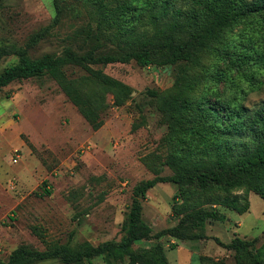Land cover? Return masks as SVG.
Masks as SVG:
<instances>
[{
  "label": "rangeland",
  "instance_id": "obj_1",
  "mask_svg": "<svg viewBox=\"0 0 264 264\" xmlns=\"http://www.w3.org/2000/svg\"><path fill=\"white\" fill-rule=\"evenodd\" d=\"M58 6L60 10L55 0H0V49L7 51L0 58V72L17 63L20 49L38 58L67 46L89 49L104 42H97L95 22L80 8L79 0H59ZM88 24L91 30L86 37ZM138 27L150 30L152 26L145 18ZM220 38L228 50L234 46L261 50L264 14L241 20L220 33ZM106 47L104 50H116L112 42L107 41ZM204 63L223 69L229 77L225 82L198 85L193 97L208 95L214 100L218 95H237L249 108L264 100V64L256 59L245 66L253 73V81L249 73L228 71L212 55ZM93 67L129 87L125 103L108 107L96 130L48 76L13 81L0 90V261H7L21 244L45 250L53 245L77 247L86 242L97 246L119 241L136 184L173 174L163 163L169 127L158 108L157 93L172 91L180 67L141 66L134 60ZM82 73L67 68L68 75ZM106 100L110 104L112 95L107 94ZM45 189L51 193L46 194ZM176 193L177 185L169 180L146 191L142 218L152 235L176 225L172 212ZM247 199L249 208L244 213L216 205L217 215L223 214L225 219L194 221L181 229L198 235L196 238L179 239L166 233L141 240L133 249L144 257L158 243L169 264H200V256L236 264V256L246 255V250H227L215 238L226 243L238 236L256 238L251 250L256 257L264 243V199L251 191ZM92 261L107 264L101 257ZM34 264L64 263L49 258Z\"/></svg>",
  "mask_w": 264,
  "mask_h": 264
},
{
  "label": "trees",
  "instance_id": "obj_2",
  "mask_svg": "<svg viewBox=\"0 0 264 264\" xmlns=\"http://www.w3.org/2000/svg\"><path fill=\"white\" fill-rule=\"evenodd\" d=\"M79 1L80 8L95 22L97 42H104L89 49L67 46L60 52L45 53L38 58L30 57L23 49L17 50V63L0 72V90L13 81L48 76L96 130L103 124L101 114L108 107L125 103L129 87L93 66L130 60L141 66H179L172 91L157 93L158 108L169 127L168 153L163 163L173 174L136 184L119 241L97 246L86 242L77 247L53 245L45 250L21 244L0 264H34L49 258H59L64 264H93L95 257H101L107 264H169L160 244L153 245L144 257L135 252L133 245L166 233L179 239L196 238L198 235L181 229L194 221L225 219L223 214L217 215L214 206L244 213L249 208L248 192L264 199V100L249 108L237 95H218L214 100L208 95L192 96L198 85L225 82L229 77L223 69L206 65L207 55L223 61L228 71L249 73L253 81V73L245 66L253 59L264 64V41L261 50L253 51L247 46L228 50L220 41V33L255 13L264 14V0ZM55 5L60 8L59 0H55ZM145 18L152 26L150 30L138 27ZM90 30L88 24L84 28L86 37ZM76 33L77 30L68 35V39ZM107 41L116 50H104ZM100 47L103 51H97ZM6 53L0 49V58ZM68 67L84 73L68 75ZM107 94L112 95L110 104ZM166 180L177 185L172 204L177 223L152 235L150 225L142 218L141 201L149 188ZM240 189L243 192L236 193ZM44 192L51 193L47 189ZM205 205L211 208L206 210ZM215 241L236 253L246 250V255L236 256V264H264V243L259 246L256 257L251 251L256 238L234 236L226 243L217 238ZM199 261L200 264H222L208 256H200Z\"/></svg>",
  "mask_w": 264,
  "mask_h": 264
},
{
  "label": "built area",
  "instance_id": "obj_3",
  "mask_svg": "<svg viewBox=\"0 0 264 264\" xmlns=\"http://www.w3.org/2000/svg\"><path fill=\"white\" fill-rule=\"evenodd\" d=\"M13 162H15L16 161V158H13V160H12Z\"/></svg>",
  "mask_w": 264,
  "mask_h": 264
}]
</instances>
